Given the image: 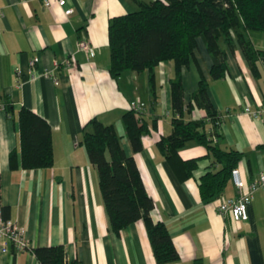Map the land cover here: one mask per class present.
Returning a JSON list of instances; mask_svg holds the SVG:
<instances>
[{
	"label": "crops",
	"instance_id": "0c3cea01",
	"mask_svg": "<svg viewBox=\"0 0 264 264\" xmlns=\"http://www.w3.org/2000/svg\"><path fill=\"white\" fill-rule=\"evenodd\" d=\"M137 0H66L69 15L55 0H0V211L25 228L31 247L62 243L68 261L81 264H264V190L257 189L248 204V217L235 220L218 211L221 195L234 196L228 179L222 192L204 201L199 177L209 168L206 148L194 139L178 148L182 158L199 156L191 173H178L159 148L179 115L171 107L172 60L153 69L109 72V18L136 8ZM256 47L264 48V31L249 32ZM86 39L93 54L78 47ZM229 72L220 78L209 73L212 57L202 37L182 68L184 105L201 74L220 113L223 146L243 151L236 164L245 181L264 168V58L251 70L237 43L225 45ZM36 56L33 66L30 58ZM67 56L72 62L66 64ZM53 79H57L54 82ZM155 93L153 97L152 93ZM10 102L11 110L6 109ZM139 105L149 125L142 148L134 151L122 136L124 152L133 155L147 193L153 199L151 216L163 222L179 257L158 263L143 219L119 231L110 226L99 185L97 166L82 144L84 125L92 117L111 123L124 134L122 113ZM259 111L250 115L245 107ZM28 107L52 128L53 163L23 167L19 149L18 111ZM184 119L205 118V110L183 107ZM211 120L205 124L210 130ZM86 128H90L89 125ZM16 150L14 163L9 153ZM109 159L110 154L105 151ZM235 166V165H234ZM0 264H40L31 249L0 251Z\"/></svg>",
	"mask_w": 264,
	"mask_h": 264
},
{
	"label": "trees",
	"instance_id": "16d2710c",
	"mask_svg": "<svg viewBox=\"0 0 264 264\" xmlns=\"http://www.w3.org/2000/svg\"><path fill=\"white\" fill-rule=\"evenodd\" d=\"M132 11L109 18V72L117 77L125 69L141 71L153 69L163 60H172L170 77L171 107L179 115L171 119V131L161 136L160 150L183 176L191 173L199 156L182 158L178 148L186 140L203 144L210 157L209 168L199 177L202 200L216 198L231 175V168L242 158L243 151L223 146L220 113L214 108L207 92L208 80L201 74L190 100L184 105L182 68L187 65L202 37L212 57L209 69L212 78L228 74L225 45L237 43L251 70L258 74L257 61L264 58V48L256 47L249 32L264 31V0H137ZM155 97V93H152ZM198 106L205 110V118L184 119L183 107L188 111ZM6 109L11 110L10 102ZM211 120L208 131L205 124ZM124 134L111 123L97 117L84 125L82 144L99 172L103 202L113 230L143 219L155 259L158 263L176 260L179 253L172 237L161 221H154L153 199L147 193L133 155L124 152L122 136L128 137L134 151L142 148V136L149 132L148 123L135 108L122 113ZM19 149L23 167H43L53 163L52 128L48 121L32 109L22 106L18 111ZM89 125L90 128H86ZM108 151L110 158L105 155ZM16 150L9 153L13 165ZM40 264H81L68 261L64 244L31 247Z\"/></svg>",
	"mask_w": 264,
	"mask_h": 264
},
{
	"label": "built area",
	"instance_id": "2783aa9c",
	"mask_svg": "<svg viewBox=\"0 0 264 264\" xmlns=\"http://www.w3.org/2000/svg\"><path fill=\"white\" fill-rule=\"evenodd\" d=\"M60 6L63 7V13L69 15L73 11L72 6H66V0H55ZM44 5H49L50 0H43ZM3 14L0 9V16ZM78 47L86 50L88 53L93 54V48L86 39H80ZM36 56L30 58V66H33ZM66 64L72 62V56H67L65 59ZM57 82V79H53ZM132 107L138 110L139 105L136 106L132 103ZM0 108H5V104L0 102ZM246 112L250 115L258 116L260 113L256 109H251L250 106L245 107ZM235 187L236 194L234 196L219 197L218 211L220 213H229L235 220H244L248 217V204L252 200L254 193L257 189L264 190V168L251 180L245 181L240 173L237 165L231 168L230 175ZM16 251L31 249L29 238L25 234V228L18 224L11 218H6L0 211V251L6 252L10 247Z\"/></svg>",
	"mask_w": 264,
	"mask_h": 264
}]
</instances>
